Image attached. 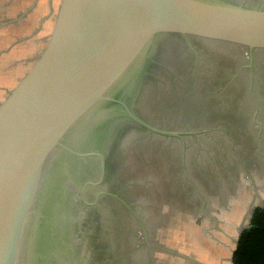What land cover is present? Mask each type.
I'll return each mask as SVG.
<instances>
[{
    "label": "water",
    "instance_id": "obj_1",
    "mask_svg": "<svg viewBox=\"0 0 264 264\" xmlns=\"http://www.w3.org/2000/svg\"><path fill=\"white\" fill-rule=\"evenodd\" d=\"M236 1L61 0L47 47L0 105V264L89 263L87 209L104 196L128 207L104 185L121 128L177 138L181 147L185 136L207 131L165 128L138 114L166 38L189 50L191 41L246 50L256 103L264 4Z\"/></svg>",
    "mask_w": 264,
    "mask_h": 264
},
{
    "label": "rangeland",
    "instance_id": "obj_2",
    "mask_svg": "<svg viewBox=\"0 0 264 264\" xmlns=\"http://www.w3.org/2000/svg\"><path fill=\"white\" fill-rule=\"evenodd\" d=\"M246 3L259 7L264 0H247ZM42 5L44 19H39L41 23H37L36 14H31L28 29L23 31L27 34H22L23 37L20 34L6 52L15 54L11 59L18 61L12 65L21 68L22 76L16 78L12 72V86L4 89L6 97L0 105L30 72L48 45L58 8L54 6L50 11L49 0H43ZM21 43L24 48L16 54L13 48ZM217 47L223 48L218 54L221 60L231 57L246 60V50L227 45ZM257 57L264 62V52H258ZM161 58L164 66H169L173 60L171 53ZM25 67H28L26 73ZM170 67H166L169 72L157 71L155 79L147 83L138 110L143 118L157 126L166 127V123H175L178 128L198 126V122L178 121L182 119L181 114H171L158 103L164 102L158 98L164 95L169 84L182 80ZM256 116L257 125L251 121L239 128V121L236 125L220 122L208 127L202 125L207 131L184 137L183 147L176 139L149 136L137 128H129L121 134L112 158L114 179L117 183L123 181L130 192H140L139 198L131 203L140 214L144 228L142 230L132 216H122L131 231L129 240L123 243L127 251L122 255V264H231L229 260L239 232L248 226L252 210L264 200L262 107L259 106ZM158 155L171 164H180L182 170L168 175V170L160 171L153 165L138 168V159L147 162ZM146 183L149 194L141 190ZM184 190L187 197H177V193ZM84 239L91 254L93 246L89 245L87 236Z\"/></svg>",
    "mask_w": 264,
    "mask_h": 264
},
{
    "label": "flooded vegetation",
    "instance_id": "obj_3",
    "mask_svg": "<svg viewBox=\"0 0 264 264\" xmlns=\"http://www.w3.org/2000/svg\"><path fill=\"white\" fill-rule=\"evenodd\" d=\"M191 42L193 50H189V47L181 38H166L156 54V64H152V67L149 69V75L146 78L142 95L147 83L151 79H155V73L159 70L169 72V68L166 67L171 66L170 70L178 72L182 80L169 84L164 95L158 98L163 99L164 102L158 103L164 107L165 111H171V114H181L182 119H178V121L199 123L198 126H183L182 128L176 127L175 123H166L165 128L182 131L190 129L194 131L202 129L205 126L215 125L217 122L224 125H236L238 121L240 124L237 128L242 125L244 126L249 121L257 125L258 123L254 119L258 114L259 106L264 110V62L258 59L257 54L254 55L252 91L256 100L255 103L252 100V95H250L249 82L251 69L248 57H246V60H236L235 57L221 60L218 58V54L223 48L202 42ZM166 53L172 54L173 60L169 66L162 65L164 61L162 62L161 56ZM170 80V78H167L166 81L170 82ZM137 111L142 117L138 107ZM127 129L129 127L125 126L121 128L112 141L104 185L108 192L116 194L128 207L110 196H104L100 199L99 208L87 209L86 218L81 228L83 227L87 234L89 245L93 246L91 254L88 255V264H122L124 260V256L122 255L127 251L123 249V243L125 244L129 240V232H131L122 216H132L133 220L144 230L140 214L131 203L132 200L136 201L139 198L140 192H130L128 187L123 184V181L120 180L117 183L114 179L113 154L116 152V146L121 134L127 131ZM234 135L238 138V134L234 133ZM173 139L178 140L177 138ZM138 160L140 163L138 164V168H150L153 165L160 171L168 170V175H173L175 172L177 173L182 170L180 164H171L167 159L160 156L156 157V159L153 157V159L147 162ZM196 172L202 173L203 171L197 170ZM147 185L148 183L144 185L145 188L141 186V190L145 194H149ZM178 195L185 198L188 194L184 190L179 194L177 193V197Z\"/></svg>",
    "mask_w": 264,
    "mask_h": 264
},
{
    "label": "crops",
    "instance_id": "obj_4",
    "mask_svg": "<svg viewBox=\"0 0 264 264\" xmlns=\"http://www.w3.org/2000/svg\"><path fill=\"white\" fill-rule=\"evenodd\" d=\"M42 4L43 0H0V102L6 97L4 89L7 86L10 88L12 86V72H15L16 78L22 76L21 68L18 66L14 67L15 64L14 66L12 65L18 61L16 58L14 60L11 59L12 55L14 56L15 54L6 52L18 38L27 34V32L23 31L28 29V17L33 18L31 14H36L37 23H41L39 19H44V13L41 11L43 9ZM54 6L59 9L60 3L57 0H49L50 11L53 10ZM39 13H42L41 16ZM31 20L34 21V19ZM23 48V43H21L15 46L13 50L17 54ZM6 61H8L7 64ZM26 70H28V67H25V73L27 72ZM230 263L232 264L231 261Z\"/></svg>",
    "mask_w": 264,
    "mask_h": 264
},
{
    "label": "trees",
    "instance_id": "obj_5",
    "mask_svg": "<svg viewBox=\"0 0 264 264\" xmlns=\"http://www.w3.org/2000/svg\"><path fill=\"white\" fill-rule=\"evenodd\" d=\"M231 259L232 264H264V201L252 210L248 226L239 232Z\"/></svg>",
    "mask_w": 264,
    "mask_h": 264
},
{
    "label": "bare ground",
    "instance_id": "obj_6",
    "mask_svg": "<svg viewBox=\"0 0 264 264\" xmlns=\"http://www.w3.org/2000/svg\"><path fill=\"white\" fill-rule=\"evenodd\" d=\"M91 212V211H90ZM93 215H95V214H93ZM90 217H91V215H90ZM92 218V217H91ZM84 220V219H83ZM89 223V222H88ZM85 227V226H84ZM94 232V231H93ZM92 232V233H93ZM89 236V235H88ZM107 238V237H106ZM110 239V238H109ZM91 240V239H90ZM111 241V240H110ZM111 243V242H110ZM118 252H119V250H118ZM117 253V252H116ZM120 253V252H119ZM112 255V254H111ZM118 257V256H117Z\"/></svg>",
    "mask_w": 264,
    "mask_h": 264
}]
</instances>
